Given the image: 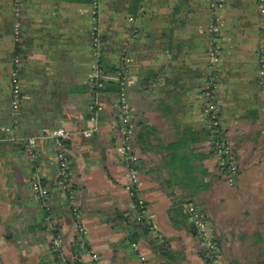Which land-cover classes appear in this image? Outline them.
Listing matches in <instances>:
<instances>
[{
  "label": "crops",
  "instance_id": "0c3cea01",
  "mask_svg": "<svg viewBox=\"0 0 264 264\" xmlns=\"http://www.w3.org/2000/svg\"><path fill=\"white\" fill-rule=\"evenodd\" d=\"M232 1L242 0L226 3ZM256 1L251 9L221 10L216 39L210 30L221 17L213 0H99L103 65L116 72L123 45L132 56L128 136L118 93L96 96L88 86L96 0H0L2 264H210L191 220L175 213L188 202L204 214L221 264H264V14ZM214 42L222 49L216 62L209 56ZM96 100L105 107L98 122L90 114ZM210 106L238 157L234 181L221 173L212 149ZM59 129L68 133L85 238L56 186L51 133ZM186 133L179 153L189 157L193 185L169 169L171 152L158 149ZM134 157L137 184L130 175ZM38 179L49 190L45 206L33 191ZM134 186L147 206L142 222ZM56 232L64 242L59 259ZM81 241L87 252L78 257Z\"/></svg>",
  "mask_w": 264,
  "mask_h": 264
},
{
  "label": "built area",
  "instance_id": "2783aa9c",
  "mask_svg": "<svg viewBox=\"0 0 264 264\" xmlns=\"http://www.w3.org/2000/svg\"><path fill=\"white\" fill-rule=\"evenodd\" d=\"M258 3L263 7L264 0H257ZM19 8V4H16ZM96 15V12H95ZM94 15V22H96V16ZM211 33H219V29L216 27H211ZM91 47L93 51L94 61L90 66V73L88 76V86L90 90L97 95L104 92L107 85L110 82H117L119 85V108L121 110L123 123L127 126V134L131 136L134 125L132 123L133 116L131 114L130 105L128 101V87L130 86L129 80V66L132 59L127 56L123 61L125 68H120L117 70L115 75H111L108 71L101 65V36L99 30L96 28V24L92 29L91 36ZM211 61H214L213 56H218L219 52L215 49L210 51ZM215 54V55H214ZM216 60V59H215ZM105 107L98 100L93 102L90 106L91 120L98 122L101 118ZM207 122L208 129L213 133L212 149L218 160V167L220 170L226 169L224 175L229 181H234V178L239 174V162L236 152L233 148L232 141L228 132L225 130L221 123L220 116L213 107L210 106L207 111ZM51 137L55 143L56 157L59 162V179L57 181V188L61 194L66 198L71 214L74 218L75 226L77 228L78 234L81 238H85L88 235V230L82 219V213L77 204V192L72 182V174L69 166V156H68V133L63 130H55L51 133ZM132 162L137 159L134 157L131 159ZM131 177L134 183L137 184V173L130 169ZM132 195L134 198V207L137 211V220L142 222L145 218L147 212V206L145 201L139 197L138 189L136 186L132 187ZM33 191L37 199L45 206L46 201L49 197V190L43 187L40 180H37L33 185ZM47 210H50L47 208ZM187 211L190 214V220L196 229L198 240L200 241L202 248L206 250V256L210 258L212 264H221V252L216 243L214 242L212 235L209 230L207 220L203 217V213L198 206L195 204H190L187 206ZM63 239L59 236L53 242V250L55 252H60L63 246ZM84 252H87L86 244L84 241L79 243V249L77 251L78 257H80ZM94 260L98 261V256L93 254ZM144 259V258H143ZM0 264H2L0 260Z\"/></svg>",
  "mask_w": 264,
  "mask_h": 264
},
{
  "label": "trees",
  "instance_id": "16d2710c",
  "mask_svg": "<svg viewBox=\"0 0 264 264\" xmlns=\"http://www.w3.org/2000/svg\"><path fill=\"white\" fill-rule=\"evenodd\" d=\"M101 65H102L103 68L106 69V67L103 65V62L102 61H101ZM112 72L115 73V71H112ZM104 92H117L118 93L119 92V85L115 84L114 82H110L108 84V86L106 87V89L104 90ZM149 133H151V132H147V135H146V138H145L144 141H147V142L151 143L150 142V134ZM188 135H189V133L188 134L186 133L185 136H184L185 139L180 140V141H178L177 143H175L173 145L167 146L165 148L164 147H158V149H166V150H168V151L171 152L170 157H169V169H171L172 170V173H174V174H175L176 171H182V172H184L186 174V176L184 177L183 180L188 185H193L195 183L194 181H196V179L191 176V172L192 171L190 172V170H189V164H190L189 163V157L185 153H183V154H180L179 153L181 151V149H184V147H185V145L187 143L186 141H187V136ZM208 136H212L213 137L212 131L208 132ZM213 152H214V150H213ZM130 167H131V169L133 171L138 172L140 170L139 169L140 168L139 167V160H136V161L132 162L131 165H130ZM220 171H221L222 174H224L225 171H226V169H223V170H220ZM189 174H190V176H188ZM170 182L171 181H169V180L167 181L168 184ZM40 183H41V185L43 187H45L44 184H43V182H42V180H40ZM56 186H57V183H56ZM190 204H195V203H192V202L191 203L190 202L185 203V205H183L181 208L175 210V213L182 218L181 220L184 223L190 221V214L187 211V207L185 208V206H188ZM44 211H45V213L47 215H49V213L51 212L50 210H47V209H44ZM203 217L205 218L204 214H203ZM205 220H206V218H205ZM174 221L179 222V220L177 219V216L174 217ZM57 237H59V234L56 232L55 233V238H57ZM79 243L77 242V246L75 247V251L76 252L79 249ZM160 250L164 254H168V253L165 252V249H164L163 246H161ZM60 254H61L60 252H57V254H56L58 259H59ZM201 254L207 259V261L210 264L213 263V261L210 258H207V256H206V250L205 249L202 248ZM168 256H169L168 258L170 260L173 259V257H172L173 255L172 254H168Z\"/></svg>",
  "mask_w": 264,
  "mask_h": 264
},
{
  "label": "rangeland",
  "instance_id": "374dc122",
  "mask_svg": "<svg viewBox=\"0 0 264 264\" xmlns=\"http://www.w3.org/2000/svg\"><path fill=\"white\" fill-rule=\"evenodd\" d=\"M250 1L251 0H242V1H239V2H237V1H232V2H228V4L226 3V0H219V2H220V4H222V5H218V0H213V2H212V8H214V13H215V10H216V8H218L219 9V12L221 11V10H225L226 8L228 9V10H230V11H236V10H242L243 9V6H245L246 8H252V6H251V3H250ZM256 1V0H255ZM257 3L256 4H258V1H256ZM96 4H94V9H93V11H92V19H93V26H92V29H93V27L95 26V24H96V28L99 30V33H100V36H101V43H102V45H101V51H103L102 49H103V46H104V41H103V28H102V25H101V22H100V3H99V0H96V2H95ZM260 4H258V10L260 11V13L261 14H264V6L262 7L261 5L259 6ZM248 11V10H247ZM95 12H96V15H95ZM217 13V12H216ZM221 16H220V15ZM218 14V16L219 17H221V18H219V19H215L216 20V24H213L214 25V27L216 28H218L219 29V33H214L213 34V37L214 38H216V39H220V36L222 35V25H218V21L220 20V22H221V19H224V18H222L223 16V14L220 12ZM94 15L96 16V22H94ZM213 27V26H212ZM92 29H91V32H92ZM91 32H90V36H91ZM135 34H138L137 33V30H135V32H134ZM238 42H240V40H241V37L239 36L238 37V39L237 38H235ZM243 40H244V38H243ZM236 41V42H237ZM246 43L247 42H251V30H249V35H247L246 37H245V40H244ZM215 49V51H218L219 52V54H218V56L216 55V56H213L212 58L214 59V61H217L219 58H220V56H221V51H222V49H221V44L219 43V42H214V45H213V50ZM102 54V53H101ZM215 55V54H214ZM127 56H129V58L130 59H132V56H131V53H130V49L127 47V46H125V45H123L122 46V48L120 49V51H119V53H118V60H119V63H120V65H119V68H120V70L121 69H124L125 68V65H124V59L127 57ZM209 56H210V58H211V54L209 53ZM216 59V60H215ZM127 68H128V66H126ZM109 69V68H108ZM110 70H112V71H115V69L114 68H112V67H110ZM110 72L111 73V75L113 74V75H115L116 73H117V71L114 73V72ZM115 84H117L118 85V83L117 82H115ZM108 86V85H107ZM129 88V87H128ZM118 104H119V99H118ZM39 180V179H38ZM37 180H35L34 181V183L36 182ZM34 183H33V185H34ZM35 194V193H34Z\"/></svg>",
  "mask_w": 264,
  "mask_h": 264
},
{
  "label": "water",
  "instance_id": "95a60500",
  "mask_svg": "<svg viewBox=\"0 0 264 264\" xmlns=\"http://www.w3.org/2000/svg\"><path fill=\"white\" fill-rule=\"evenodd\" d=\"M195 234H196V232H195Z\"/></svg>",
  "mask_w": 264,
  "mask_h": 264
}]
</instances>
